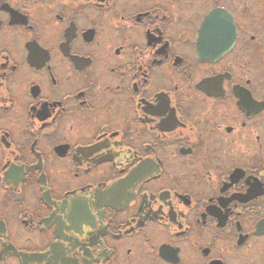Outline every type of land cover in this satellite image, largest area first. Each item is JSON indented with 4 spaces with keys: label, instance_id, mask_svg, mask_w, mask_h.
<instances>
[{
    "label": "flooded vegetation",
    "instance_id": "1",
    "mask_svg": "<svg viewBox=\"0 0 264 264\" xmlns=\"http://www.w3.org/2000/svg\"><path fill=\"white\" fill-rule=\"evenodd\" d=\"M0 264H264V0H0Z\"/></svg>",
    "mask_w": 264,
    "mask_h": 264
}]
</instances>
